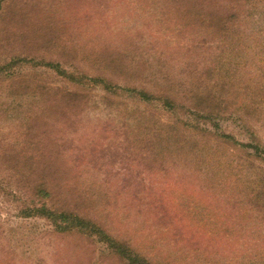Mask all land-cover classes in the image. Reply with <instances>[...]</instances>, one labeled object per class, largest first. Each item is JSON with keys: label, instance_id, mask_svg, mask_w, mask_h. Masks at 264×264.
<instances>
[{"label": "rangeland", "instance_id": "1", "mask_svg": "<svg viewBox=\"0 0 264 264\" xmlns=\"http://www.w3.org/2000/svg\"><path fill=\"white\" fill-rule=\"evenodd\" d=\"M170 2L0 0V264H91L101 255L45 218L20 217L40 206L29 184L42 174L23 168L39 153L55 168L51 179L43 174L54 199L68 183V199L53 207L99 222L153 264H264L256 217L264 206V0H249L228 32L178 23ZM44 62L155 97L211 94L205 102L220 112L221 132L258 148L187 131L183 123L196 122L182 115L184 101L164 110L117 88L78 87ZM213 195L228 212L220 220L229 243L189 228L184 216L190 199L214 205ZM242 204L257 213L237 217Z\"/></svg>", "mask_w": 264, "mask_h": 264}, {"label": "trees", "instance_id": "2", "mask_svg": "<svg viewBox=\"0 0 264 264\" xmlns=\"http://www.w3.org/2000/svg\"><path fill=\"white\" fill-rule=\"evenodd\" d=\"M172 0L170 2L173 6L174 12L180 17L178 23L181 21L192 28L201 27L206 32H228L234 25L238 24L241 19V11L247 6L249 0ZM225 2V3H224ZM223 3V4H222ZM102 57V56H100ZM99 57V60L101 59ZM98 59V58H97ZM33 59L25 60L18 59L25 64L32 63ZM102 61V60H101ZM41 63V62H40ZM39 63V64H40ZM44 67L47 68L49 72H53L58 77L66 80L69 84L80 87L83 84V81L88 83L87 87L95 88L101 86L102 90L105 92H112V87L118 90H124L131 98H134L139 103L144 104H153L154 102H160L164 110L171 109L177 111V107H181L179 101H184V106L182 109V115H188L187 117L193 118V121L196 122L195 125H188L183 123V127L187 131H194L197 133L199 129H204V133L208 131H213L217 134V137L223 141V144L227 142L229 145H237V147L248 152V150L258 148L257 145L252 143H241L237 142L231 135L223 134L221 132L220 125L218 120L213 117V113L220 114L219 111H215V107L211 104L212 100L207 102L206 98L211 94H204L203 92L193 93L191 97L187 100H182L177 94H168L161 95L160 97H155L143 88H122L120 86L112 85L110 79L100 78V77H75L67 70L61 67V64L56 62H44ZM85 83V85H86ZM187 101V102H185ZM203 103V104H202ZM205 103V104H204ZM217 104V102H215ZM202 105V106H201ZM186 106V107H185ZM175 133L178 132V129H170ZM193 135V134H192ZM190 135V137H192ZM194 136V135H193ZM44 155L37 154L36 160H30L29 164H23V168L26 170V175L30 177L31 173L40 172L42 175L38 179V182L30 183L29 185L35 186L32 193L38 199L40 206H33L23 208L20 212V217L22 218H31V217H41L48 220L55 231L65 234V235H77L81 236L90 241L94 246L99 247L100 256L95 257L96 262L91 264H110L109 262H117L118 264H153L145 256H142L137 250H135L129 241L119 240L116 237L111 236L107 232L105 226L99 222H92L81 218L76 212L72 210H57L58 208L53 207L54 205L62 204L69 197L68 183L66 182L62 185L66 192L61 190L57 191L58 199H54V193L51 192L52 189H55L54 184L43 174L50 175L54 171V166L50 161H46ZM61 163V162H60ZM65 168V165L61 163ZM10 173L14 172L16 168H7ZM38 174V173H37ZM30 181V180H28ZM2 187V182L0 180V191ZM217 192L216 189L213 188ZM80 195V194H79ZM82 196V195H81ZM39 197V198H38ZM208 201H214L213 204H200L201 200L190 199L189 202L192 204L191 210L184 215L188 218L189 224L188 227L193 230H200L205 233V237L209 239H216L219 233L222 237L219 239L229 243L228 240L232 238V234L228 233L226 226L224 227L220 217H227L228 212H226V207H222L220 204H216L215 196H210ZM76 200V199H75ZM29 204H32L29 200ZM38 203V204H39ZM46 204H50L47 206ZM177 208L178 213H184L183 204H179ZM261 208L258 213L253 204H242L241 208L236 210L235 215L237 217L246 216L248 213L253 212L256 214V217L259 221L264 220V206H258ZM260 227L257 226L256 231L260 232ZM244 239V238H242ZM244 245H249L248 240L243 242ZM262 241L260 247L262 246ZM264 250L263 248H261Z\"/></svg>", "mask_w": 264, "mask_h": 264}]
</instances>
